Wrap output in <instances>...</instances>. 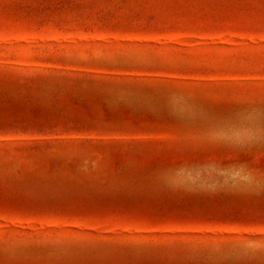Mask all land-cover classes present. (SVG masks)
Segmentation results:
<instances>
[{"label": "rangeland", "instance_id": "obj_1", "mask_svg": "<svg viewBox=\"0 0 264 264\" xmlns=\"http://www.w3.org/2000/svg\"><path fill=\"white\" fill-rule=\"evenodd\" d=\"M0 264H264V0H0Z\"/></svg>", "mask_w": 264, "mask_h": 264}]
</instances>
